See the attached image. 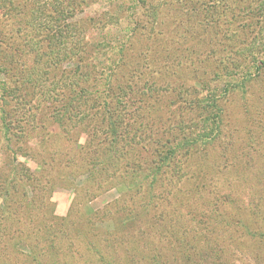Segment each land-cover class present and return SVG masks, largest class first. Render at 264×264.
<instances>
[{"label":"rangeland","instance_id":"obj_1","mask_svg":"<svg viewBox=\"0 0 264 264\" xmlns=\"http://www.w3.org/2000/svg\"><path fill=\"white\" fill-rule=\"evenodd\" d=\"M54 1L67 9L68 0H0V115L25 137L7 146L0 126V185L12 194L0 196V264H264L261 0H160L155 30L140 4L108 31L99 15L130 1L86 0L49 44L51 22L36 20V3L51 17ZM69 35L84 60L55 69L50 49L67 47ZM103 40L113 48L98 47ZM121 89L120 109L112 97ZM209 113L218 130L194 146ZM109 117L119 123L112 147Z\"/></svg>","mask_w":264,"mask_h":264},{"label":"trees","instance_id":"obj_2","mask_svg":"<svg viewBox=\"0 0 264 264\" xmlns=\"http://www.w3.org/2000/svg\"><path fill=\"white\" fill-rule=\"evenodd\" d=\"M115 1H117V0H111L109 3L112 4ZM129 1H130V4L127 7L125 5H123L122 2H120V4L117 5V6H113V4H112L110 7H107L105 9L103 14L99 15V16H102L101 19H100L101 25H102L103 22H104V25H105V26L103 25L105 28L102 27V29L100 31H103V30L108 31V30H110V29H112L114 27H118V26L121 25V21L123 19L125 20V18L126 19L132 18L131 16H133L135 14L134 11L137 10L138 6L140 7V4L141 5H143V4L146 5V6H144V8L146 10V13H148L146 16H147V18H149V20H152V21H150L151 27L149 28V30H155L158 26H160V23L158 22V20H159V17L162 16V14H163V12H162V14H161V12H159L161 8L159 9L158 1H160V0H129ZM173 1L174 0H164L163 4L171 5L173 3ZM85 2H86V0H82L81 2L79 0H78V2H76L75 0H68V3H67L68 7H67V9H64L60 5V3H58V1H57V3H55V1H54V4H50L52 10L49 12V14L52 13L51 17H49L50 15H48V13L45 15V17H42L41 16V12H43L44 10L46 12V11H48V9H46L43 4L36 3V4L39 5V7L37 8L38 11L36 12L38 19H36V20H38L39 22H45L46 23L47 22L46 20L48 19L51 22L50 29L48 28L47 31H46L48 34H51V31H52V35H50V37H48V38H50L48 40L49 44H51L53 41L56 42L58 40L57 38L59 37V35L61 33V31H60L62 29L61 25L57 24V22H60L63 19V17L64 18H69V19L73 18L74 17V12H76V9L81 7L83 4L85 5L86 4ZM262 3H263V0H261V3H259V5H258L259 14L261 13V10L264 11V7H263L264 4H262ZM56 5L58 7H56ZM40 16L43 19H40ZM57 18H58V20H57ZM90 21H91V19H89V22ZM92 21H94V20H92ZM37 25H34V23H33L31 26H33L32 27L33 30L36 29L37 32H38V30L40 31V29H42V26L44 25V23L43 24L40 23V25H38V26ZM137 25L138 24L133 25V27L138 28ZM63 26H64V30L68 27L67 25H63ZM73 26L76 27V24H74ZM80 28H81V25H79V30H80ZM129 29L130 28L126 26L125 28H122L121 30H123L124 32H126V31L129 32ZM53 30H54V32H53ZM72 39H74V35H69L68 40L66 39L68 41L66 43L67 47H64V46L62 47L61 46L60 47L62 49L61 51L59 49H57L56 47L50 49V51L52 53L49 51L50 52L49 57L51 58V60H56V63H54V65L56 66L55 69L59 68L58 65L62 64L64 61L72 62L76 58V54L78 52L79 47H80L79 50H81L82 46H77L75 44L73 45L72 41L70 42V40H72ZM82 41H83V39L81 38L80 39V43L78 45H81ZM98 47L105 48V50L107 51V49H112L113 45H112L111 42H108L107 40L106 41L103 40V41H101V43H99ZM96 50H97V47H96ZM246 54L248 55V53H246ZM76 59H77L76 60L77 62L84 60L83 55L81 57L76 58ZM254 63L255 64L259 63L261 65V67L264 66V60L256 61ZM237 66H239V65H237ZM256 68L259 69V65H257ZM103 78H104L105 81L111 80V76H108V74L104 75ZM252 78L254 79V77H252ZM250 80H251V75H250V73L247 72L245 74V78H244L243 82L244 81L245 82H250ZM77 83H78V81L76 79H67V81H65V87L66 88L67 87L70 88V86H71V88H75ZM127 87L129 88V91H130L131 87L130 86H127ZM238 87H240V85ZM127 92H128L127 90H124V89L122 90L121 89L120 92L115 93L113 95L112 98H113V100H115L114 103L116 105V108L117 107L118 108H120V107L122 108V106H125L124 99H123V101L121 99H122V95L123 94H124V96L127 97V95H128ZM86 93L84 91H80V94L78 93L76 96L78 98H80L81 94H84L85 96H88V94H89L88 91H86ZM47 95L49 96L48 98L50 99L51 103H53V102L55 103V101L58 102V100L56 99L57 96H58L56 88L52 89V91L48 92ZM194 102H195L196 106L197 105L201 106L204 109H207V108L212 109V107H214V105H215V103L208 104V101H206L204 98H202L200 100L196 98V99H194ZM147 106H148V104H147ZM52 107H53V105H52ZM57 107L58 106L54 107V110ZM204 109H202V110H204ZM57 111H56V115H55L54 119L58 122V124H62V121H59V119H58L59 116L57 115ZM2 114H4V115H2ZM214 116H215V114H210V113L208 115H206V116L203 115V114L200 116L202 128L204 130H206L207 133H206V136H201V137L198 136L197 138H195L193 140L194 146L195 145H199L200 142L202 143V145H204L206 143L205 140L211 139L212 138V133H214V132H216L218 130V121H217V118H215ZM112 118L113 117H109V120L107 121V123L105 125V129L110 131V133H105V134L106 135L110 134V136L112 135L111 139L108 141L110 147H112L113 139H114V136L116 135L115 134V132H116L115 130H116V128L119 125V123L117 122V118L116 119H112ZM104 120H105L104 118L101 119V121H100L101 125L103 124ZM10 121L12 122L11 119H10ZM10 121L8 120V118H6V113L2 111L1 115H0V126H1L2 133H3L4 142H6L7 146H9L11 144V142L12 143L15 142V143H20L21 144V142L23 140L25 141V139H24L25 137L23 138V135L20 136V135H16V134L11 132V128H10V125H9V124H11ZM24 141H23V143H24ZM40 141L41 142L44 141V136L41 137ZM18 147H19L20 151L24 150V153H23L24 155L27 156L29 154L26 151L27 149L24 148L23 146H18ZM10 152L12 153V155H14L13 159L11 161V163H12V162H14V160H16V151L15 150L12 151V149H11ZM168 154H169L168 152L164 153L163 155L159 154L158 155V156H160L159 159L163 162L164 158ZM8 172H9L8 173L9 176L11 177V181H15V179H16V182H19V181H21L23 179V178L17 179V176H19V171H18L17 168L10 167ZM148 177L151 180L150 187L152 188L156 184V182H158L159 172L157 170H155V169H152V173H148ZM27 181H29V176L25 177V181L24 182L27 183ZM23 186L26 187V185L24 183H23ZM2 188H4L3 187V183H2V185H0V196H2V199H3V197H4V199L9 198L12 194H10L8 190H4ZM23 194H24L23 196L25 197L24 200L27 203L30 204V202L34 201L32 199L33 197L31 195H30V197H27L28 193L23 192ZM31 194L34 195L33 192H31ZM1 212L2 211L0 210V213ZM50 223L52 225L54 224L53 221H50ZM44 228H47L48 231L51 230V227H48V226H44ZM2 234H3V232L0 231V236H2ZM29 255H30V258H31L32 262L37 263L38 257L36 256V252L34 251V248L30 251Z\"/></svg>","mask_w":264,"mask_h":264}]
</instances>
